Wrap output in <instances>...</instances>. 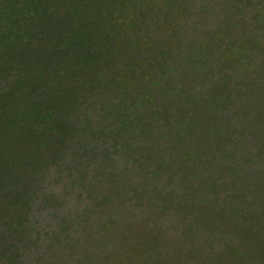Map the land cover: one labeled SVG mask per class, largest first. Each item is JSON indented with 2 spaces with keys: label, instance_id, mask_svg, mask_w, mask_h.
<instances>
[{
  "label": "rangeland",
  "instance_id": "374dc122",
  "mask_svg": "<svg viewBox=\"0 0 264 264\" xmlns=\"http://www.w3.org/2000/svg\"><path fill=\"white\" fill-rule=\"evenodd\" d=\"M63 2L0 0V26ZM131 3L72 145L0 153V264H264V0Z\"/></svg>",
  "mask_w": 264,
  "mask_h": 264
},
{
  "label": "trees",
  "instance_id": "16d2710c",
  "mask_svg": "<svg viewBox=\"0 0 264 264\" xmlns=\"http://www.w3.org/2000/svg\"><path fill=\"white\" fill-rule=\"evenodd\" d=\"M97 1L65 0L62 4H54L55 7L48 10L46 16L41 15L38 20L40 28L35 30L26 17L23 22L19 19L8 20L7 23L16 26H20L17 25L20 21V29L0 26L2 155L7 151L9 139L12 141L24 136L22 131L31 132L32 137L25 140L32 142V145L37 143L36 149L43 141H51L54 137L56 143L70 147L74 141L72 126L87 120L88 111L97 101L99 103L98 97L104 91L101 81L105 77L98 73L93 79L90 76L99 67L100 59H105L107 55V62H110L114 56L113 20L119 21L118 17L126 16L131 0H108L101 8ZM37 2L31 0L32 8ZM104 45L107 50H103ZM35 51L42 53L39 59ZM110 82L104 85L105 88L120 83L114 77ZM51 85L60 87V90L53 91ZM103 109L99 110L101 117L105 116ZM128 122L129 116L121 119L122 125ZM100 123L98 121L94 125L99 126ZM65 129L68 132H64ZM67 136L70 139L66 140ZM24 154V157L16 159L18 163H23L20 169L27 170L31 159L35 162L38 156L29 158V153ZM28 158L29 163L26 162ZM17 169L12 171L8 168L7 173L11 174Z\"/></svg>",
  "mask_w": 264,
  "mask_h": 264
}]
</instances>
